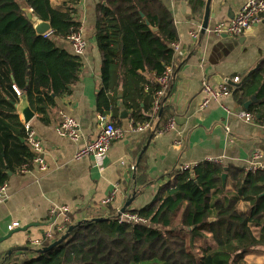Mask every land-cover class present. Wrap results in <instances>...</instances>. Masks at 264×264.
Listing matches in <instances>:
<instances>
[{
    "label": "trees",
    "instance_id": "trees-1",
    "mask_svg": "<svg viewBox=\"0 0 264 264\" xmlns=\"http://www.w3.org/2000/svg\"><path fill=\"white\" fill-rule=\"evenodd\" d=\"M79 2L0 0V188L8 183L9 172L20 171L33 159L23 142L25 126L15 106L20 101L16 89L27 95L36 114H46L58 99L71 95L80 79V58L57 45L81 27ZM189 3L195 13L205 6V0ZM23 6L38 20L50 22L52 32L38 36ZM94 38L102 57L99 113L110 107L107 92L115 72L126 83L129 77H160L167 67L175 66L172 45L178 42V34L161 0H99ZM236 93L242 105L253 100L247 113L264 126V61ZM129 107L135 111L134 122L151 119L152 106L148 115ZM168 118L164 109L157 128L162 129ZM170 177L149 205L129 210L149 224H119L117 213L112 212L106 221L76 228L50 252L19 249L22 259L14 252L0 263L253 264L246 257L264 252V170L247 172L206 161L194 170H174ZM147 184L141 162L133 191L139 194Z\"/></svg>",
    "mask_w": 264,
    "mask_h": 264
},
{
    "label": "crops",
    "instance_id": "crops-1",
    "mask_svg": "<svg viewBox=\"0 0 264 264\" xmlns=\"http://www.w3.org/2000/svg\"><path fill=\"white\" fill-rule=\"evenodd\" d=\"M51 1L58 5L63 0ZM161 1L173 17L177 44L184 52L183 57L174 59V79L163 108L169 117L163 127L169 120L175 121V127L163 135L154 134V130L135 132L131 128L132 123L139 122L132 119L135 111L129 106L136 107L141 114H150L148 109L158 89L156 76L129 77L125 83L115 72L107 92L110 107L99 113L102 57L94 38L99 0H80L77 18L88 42L85 55L79 57L80 79L71 95L58 99L46 114L35 113L30 123L42 141L47 170L40 171L31 165L29 173H22L24 164L20 171L9 172L8 200L0 205L1 259L11 250L18 252L16 257L22 259L19 249L38 252L44 248L43 244L49 241L46 231L54 221L50 217L54 207L68 206L72 225L118 213L133 191L134 167L144 148L147 149L141 162L149 184L139 189L131 210L149 205L159 189L173 178L172 172L183 165L220 160L222 166L246 170L258 152L262 155L261 170H264V126L240 117L247 113L235 95L240 86L230 84L236 78L239 83L246 77L247 80L264 61V16L239 36H218L212 32L213 28L219 23H230L248 0H211V15L204 33L202 25L208 0L203 10L196 13L189 0ZM57 45L74 54L67 40H58ZM205 79L215 87L228 84L230 93L202 108L201 85ZM62 114L80 124L79 142L59 136ZM99 114L122 129L123 136L112 143L100 164L93 157L76 160V151L101 132ZM178 141L182 142L181 146L176 144ZM114 190L118 194L113 204L102 207L101 201ZM56 220L59 223L62 217ZM15 223L19 226L12 229Z\"/></svg>",
    "mask_w": 264,
    "mask_h": 264
},
{
    "label": "built area",
    "instance_id": "built-area-1",
    "mask_svg": "<svg viewBox=\"0 0 264 264\" xmlns=\"http://www.w3.org/2000/svg\"><path fill=\"white\" fill-rule=\"evenodd\" d=\"M264 16V0H248L239 12L235 15L233 20L228 24L219 23L217 24L212 32L218 36L229 35V36H239L243 34L245 31L251 28L254 22L259 21V18ZM49 35V34H47ZM45 35V36H47ZM193 37H196V34L192 33ZM68 43L71 45L74 54L78 57H82L85 55L88 42L84 38L83 28L80 27L78 30L73 32L66 39ZM174 50V58L183 57L184 52L181 48L180 44L172 45ZM174 79V70L172 66L166 68L164 74L160 77L156 76V81L158 84V89L154 94L152 101V115L151 119L146 122H139L136 125L134 123L131 124V128L135 132H148L150 130H154V134L163 135L165 132L171 130L175 127V121L169 120L167 126L162 129H158V123L161 119V111L165 106V100L169 94L171 85ZM235 83H239V78H236ZM202 108H207L213 102H218L225 96L230 93V89L228 84H223L218 87L213 86L209 80L205 79L202 81ZM18 95L21 93L16 89ZM242 119L247 122L253 120L252 116L248 113H242L240 115ZM98 119L103 126L101 132L98 136L87 142L83 146H81L75 153V159L79 160L84 157H93L97 163L105 158L108 153L112 143L123 136V130L118 128L114 122L108 121V117L102 114L98 115ZM58 134L62 138H67L72 142H79L82 138L80 124L77 120L69 115L62 114V120L58 127ZM25 142L27 143L28 148L33 154L32 163L25 164L22 168V173H29L31 165L36 166L40 171H46L47 165L43 157L44 147L41 139L39 138L36 130L32 127L31 124L25 125ZM178 146L182 145L181 141L176 143ZM262 155L260 153H255L252 157L250 166L247 167V172H256L258 170L263 169V165L261 163ZM208 162L221 165L220 160H209ZM196 165H183L179 168L180 171L184 170H194ZM118 190H114L111 192L106 198L101 201V206L106 207L115 201L117 198ZM8 200L7 195V184H4L0 188V205L5 203ZM71 209L68 206L64 207H54L50 211V217L53 221V225L46 231V239L55 240L57 237H60L67 230L68 225L71 223L69 214ZM119 213V212H118ZM117 213V222L119 224H127V225H147L148 221L142 218L139 213L131 212L127 210L125 213ZM58 216L62 217L61 222L56 223V219ZM19 224L15 223L11 226V228L18 227ZM58 233V235H57ZM1 259V254H0Z\"/></svg>",
    "mask_w": 264,
    "mask_h": 264
},
{
    "label": "water",
    "instance_id": "water-1",
    "mask_svg": "<svg viewBox=\"0 0 264 264\" xmlns=\"http://www.w3.org/2000/svg\"><path fill=\"white\" fill-rule=\"evenodd\" d=\"M210 5H211V0H208L207 3H206V9H205L206 10V13H205V17H204V21H203V25H202V32L203 33L208 28L209 18H210V15H211ZM22 9L26 13V16H27L28 20L32 23L33 28H34V30H35V32H36V34L38 36H45V35L50 34L52 32V25H51L50 22H43V21H40L37 18H35L33 16V14H32V11H30L29 9H27L26 6H23ZM142 16H143V14H142ZM152 30L153 31H156V29H152ZM223 36H227V35H223ZM258 67H259V65H257L256 69H258ZM246 78L243 79L240 83H234V82L231 83L230 82V84L232 86L239 87V86H241V85L244 84ZM20 97H21L20 102L19 103H16L15 106H16L17 114L20 117V120H21L22 124L25 126V125L30 124L32 122V120L35 118V115L36 114H35V112H33V110L30 107V104H29L27 95L26 94H21ZM251 103H252V101L247 102L245 104L244 108L246 110H248V108L250 107ZM162 112H163V110L161 111L160 115L162 114ZM24 141L25 140L23 139V142ZM146 149L147 148H144L143 149V151L141 152V154L139 156V159L137 161V164L134 167L133 180H135V178H136L137 168L139 167V164L141 162L142 156L145 153ZM226 178H227V175L225 173L222 176L223 185L226 182ZM137 196H138V194L135 193V191H132V193L129 195L126 203L124 204L123 208L119 211L118 215L120 213H125L127 210H130L131 209V205L136 200ZM108 219L109 218H94V219H91V220L80 221L77 224L71 225L68 228V231L63 236H61L58 240H56L55 242H53L51 245H49L47 247H44L42 249H39L38 250V253H46V252H50V251L54 250L64 240H66L69 237V235L76 228L82 226L83 224H87V223H90V222H102V221H106ZM13 251L14 250L9 251L7 255H11L13 253Z\"/></svg>",
    "mask_w": 264,
    "mask_h": 264
},
{
    "label": "rangeland",
    "instance_id": "rangeland-1",
    "mask_svg": "<svg viewBox=\"0 0 264 264\" xmlns=\"http://www.w3.org/2000/svg\"><path fill=\"white\" fill-rule=\"evenodd\" d=\"M78 57V56H77ZM242 206H245V205H240V208H242ZM246 207V206H245ZM149 224V223H148ZM72 225V223H70L67 227V230L66 232L68 231V228ZM176 225H179V220L175 221V226ZM65 232V233H66ZM64 233V234H65ZM64 234H62L61 236H63ZM58 235V233H57ZM60 236V237H61ZM60 237H57L56 239L58 240ZM55 239V240H56ZM246 262L247 263H253V264H264V252L263 251H257V252H254V253H251L250 255H248L246 257Z\"/></svg>",
    "mask_w": 264,
    "mask_h": 264
}]
</instances>
